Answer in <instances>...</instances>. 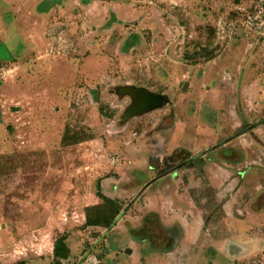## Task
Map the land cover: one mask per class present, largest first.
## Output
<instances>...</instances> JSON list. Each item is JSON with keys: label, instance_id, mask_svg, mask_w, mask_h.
Returning a JSON list of instances; mask_svg holds the SVG:
<instances>
[{"label": "rangeland", "instance_id": "374dc122", "mask_svg": "<svg viewBox=\"0 0 264 264\" xmlns=\"http://www.w3.org/2000/svg\"><path fill=\"white\" fill-rule=\"evenodd\" d=\"M259 2L50 0L47 8V0H0V264H56L54 243L63 234L70 256L60 264H145L139 256L124 255L130 235L120 236L114 249L107 240L111 228L87 226L86 207L98 201L103 182L132 176L142 157L148 158L139 167L144 184L162 175L152 170L159 132L169 140L175 132L174 144L203 147V156L214 146L254 144L253 160L242 168L255 172L249 178L255 185L248 183L240 197L242 208H248L245 215H236L253 214L247 206L252 191L254 205L264 206V13L255 19ZM126 86L168 95L170 102L126 117L133 104L120 92ZM186 126L190 131H180ZM169 180L164 184L173 183ZM200 181L211 189L205 173ZM114 186L122 187L120 182ZM161 186L153 181L150 189ZM210 196L211 204L203 207H215ZM132 200L116 225L125 222ZM262 214V222L252 225L261 244ZM217 218L213 231V224L206 226L212 236ZM158 225L152 228L161 231ZM165 246L153 248L168 257ZM174 247L176 257L184 252L196 259L204 246L199 250L200 244L178 241ZM259 247L255 252L262 254L235 264H264V244Z\"/></svg>", "mask_w": 264, "mask_h": 264}, {"label": "crops", "instance_id": "0c3cea01", "mask_svg": "<svg viewBox=\"0 0 264 264\" xmlns=\"http://www.w3.org/2000/svg\"><path fill=\"white\" fill-rule=\"evenodd\" d=\"M186 129L190 131V126H186L180 131L186 132ZM172 131L173 129L167 130L168 133ZM157 135L160 137V141L152 149V152L154 151L152 155L156 156L155 166L152 170L158 174L162 171L161 176L156 178L153 176L151 182L144 184L141 175L145 173L139 167L146 165L148 158L142 157L141 161L144 162H140L133 167L132 176L128 174L126 176L125 174L122 178H109L108 182H103V193L110 198L119 199L123 204V208L128 207L126 202L130 198L133 199L131 206H129L130 209L122 217L125 222L123 224L118 222L117 225L115 224L111 228L107 239L109 246L115 249L114 242L120 236H122L120 238H123L130 235L131 247L127 249L124 255L139 256V260L144 259L145 264H193L195 262V264H235L240 259L251 257L253 253L262 254L260 249L255 252V247H258V245L262 247L264 243L261 244L256 239L253 230H255L257 219L260 223L262 222L260 219L263 217L261 215H263L264 206L254 205L255 191L251 192L253 197L247 205L251 209L250 213L253 212L254 216L251 213V216L248 214L246 219H240L239 215H236L239 211L240 215H245L244 210L246 211L248 208L243 209L242 202L240 203L239 200L249 187L248 183L255 185V183H252L253 181L249 180V178L255 176V172L250 168L247 170L242 168L244 165H249L253 160L250 157V150L254 149V144L249 143L247 147L239 148L237 144L230 143L226 144L223 150H218L214 146L205 150L206 153L203 156V147H185L172 143L171 139L175 140V132L171 135L170 140L163 135V132H159ZM212 149H216V156L208 153ZM181 152L184 155L188 154L189 157L183 158ZM199 154L202 155L194 162L186 163ZM173 155H178L180 158L178 159V156ZM184 159L185 161H183ZM168 168L170 170L166 171ZM204 173L207 182H209L207 186L211 189L203 188V182L200 180L203 179ZM166 178L173 180V183L169 180L170 183L167 181L164 184ZM241 179H244V181L238 187L241 184ZM116 181L120 182L122 187L115 188ZM153 181L160 184L163 182V186L150 189V184ZM197 185L200 186L199 189L195 191L191 189L192 187H198ZM203 189L215 196L214 208L203 207V204H211L208 202L207 196L204 195L203 199L205 193V191L203 193ZM98 202L99 199L94 204ZM257 214L258 216H255ZM213 215H216L215 219ZM218 215L220 216L218 217ZM216 218L218 219V231H214L215 236H212L213 232L211 234L206 233V226L213 224V231ZM141 221L143 222L141 223ZM252 222L253 224H250ZM156 223L159 224L161 231L153 229ZM146 227L148 230H146ZM112 234L113 237H111ZM233 236L251 239L253 243L243 252L234 246L226 254L218 251L220 242ZM178 241L179 244L186 243L190 246L200 244L199 250L202 246H204V249L202 248V252H199L198 257H194H197L196 259H193L191 255L185 256L184 252L183 256L176 257L178 255L177 251L173 253L172 251ZM159 244L167 245L164 251L168 252L166 253L169 255L168 257L161 256L159 248H153V245L159 246Z\"/></svg>", "mask_w": 264, "mask_h": 264}, {"label": "trees", "instance_id": "16d2710c", "mask_svg": "<svg viewBox=\"0 0 264 264\" xmlns=\"http://www.w3.org/2000/svg\"><path fill=\"white\" fill-rule=\"evenodd\" d=\"M54 1L59 2L61 0H54ZM47 2L49 3L47 8H49L50 5L52 4H50V0H47ZM243 132H245V130L240 131V133H243ZM202 154H199L195 156L194 158H191L186 163L194 162ZM168 170L170 169L168 168L166 171ZM210 194H211L210 192L205 191L203 195L210 197ZM97 195L99 198V202L86 207V225L89 227H100V228L110 229L116 224L117 216H119V214L121 213L123 209V204L117 198H110L106 196L103 193V191L100 189L98 190ZM53 255H54L53 258L56 264H60L61 260H65L70 256V248L67 244L66 234L59 236L55 240ZM17 264H24V262H19Z\"/></svg>", "mask_w": 264, "mask_h": 264}, {"label": "water", "instance_id": "95a60500", "mask_svg": "<svg viewBox=\"0 0 264 264\" xmlns=\"http://www.w3.org/2000/svg\"><path fill=\"white\" fill-rule=\"evenodd\" d=\"M120 92L133 98V104L128 108L126 117L161 108L170 102L168 95L153 93L143 87L126 86L120 89Z\"/></svg>", "mask_w": 264, "mask_h": 264}, {"label": "clouds", "instance_id": "9594fccd", "mask_svg": "<svg viewBox=\"0 0 264 264\" xmlns=\"http://www.w3.org/2000/svg\"><path fill=\"white\" fill-rule=\"evenodd\" d=\"M252 243L253 241L251 239H245L242 236L228 237L220 242L218 251H221L222 253L226 254L227 251L234 246L243 252L247 250Z\"/></svg>", "mask_w": 264, "mask_h": 264}, {"label": "built area", "instance_id": "2783aa9c", "mask_svg": "<svg viewBox=\"0 0 264 264\" xmlns=\"http://www.w3.org/2000/svg\"><path fill=\"white\" fill-rule=\"evenodd\" d=\"M257 7H258V10H255V19H257L258 17H261L262 14L264 13V0H260ZM248 19H249V22L251 23L252 16L250 14H248Z\"/></svg>", "mask_w": 264, "mask_h": 264}]
</instances>
